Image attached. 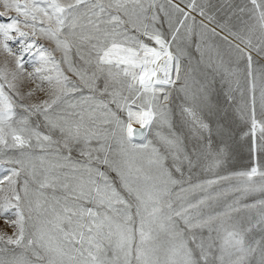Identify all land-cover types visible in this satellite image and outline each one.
I'll return each instance as SVG.
<instances>
[{
	"label": "rangeland",
	"instance_id": "rangeland-1",
	"mask_svg": "<svg viewBox=\"0 0 264 264\" xmlns=\"http://www.w3.org/2000/svg\"><path fill=\"white\" fill-rule=\"evenodd\" d=\"M0 264H264V0H0Z\"/></svg>",
	"mask_w": 264,
	"mask_h": 264
},
{
	"label": "water",
	"instance_id": "water-1",
	"mask_svg": "<svg viewBox=\"0 0 264 264\" xmlns=\"http://www.w3.org/2000/svg\"><path fill=\"white\" fill-rule=\"evenodd\" d=\"M153 84L156 86H164L169 84L168 69L165 58H161L155 68L153 75ZM147 132V125H133L130 128L131 138L136 141H142Z\"/></svg>",
	"mask_w": 264,
	"mask_h": 264
},
{
	"label": "bare ground",
	"instance_id": "bare-ground-1",
	"mask_svg": "<svg viewBox=\"0 0 264 264\" xmlns=\"http://www.w3.org/2000/svg\"><path fill=\"white\" fill-rule=\"evenodd\" d=\"M155 39H156L161 45H163V41H164V40H163L161 37H158V36L155 35ZM159 60H160V58H157V59H156L154 65H153V69H152V71L150 72V77H149V78H150L151 80H153L154 71H155V68H156V66H157V64H158V62H159ZM128 134H129V136H131V134H130V128H129Z\"/></svg>",
	"mask_w": 264,
	"mask_h": 264
}]
</instances>
